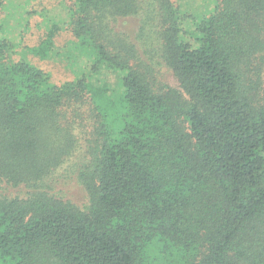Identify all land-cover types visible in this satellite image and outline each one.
I'll return each instance as SVG.
<instances>
[{"label": "trees", "instance_id": "1", "mask_svg": "<svg viewBox=\"0 0 264 264\" xmlns=\"http://www.w3.org/2000/svg\"><path fill=\"white\" fill-rule=\"evenodd\" d=\"M69 2L60 49L0 18V264H264V0Z\"/></svg>", "mask_w": 264, "mask_h": 264}, {"label": "rangeland", "instance_id": "2", "mask_svg": "<svg viewBox=\"0 0 264 264\" xmlns=\"http://www.w3.org/2000/svg\"><path fill=\"white\" fill-rule=\"evenodd\" d=\"M4 1L5 6L2 10L0 9V18L5 17V23H7L8 28L7 34L17 45L18 56L16 57H20L19 52L22 48L37 45L52 22H57L61 26V30L55 36L57 48L60 49L66 45L68 40L75 39L69 26L66 24L68 20V6L70 5L69 0ZM190 1L196 6L204 0ZM116 28V30L134 34L138 28V23L133 17L121 18L118 20ZM29 59L37 67L49 73L51 81L55 84H61L75 78L74 72L67 68L63 61L57 59L42 60L32 55H29ZM162 74L161 79L165 83L170 86H176V81L170 73L163 71ZM59 172H62V169H59ZM56 191L64 194L66 198L71 199L77 204L82 205L86 202L82 188L73 177L64 179L63 176L59 175ZM0 194L9 197L23 196L24 189L7 186L5 183L0 182Z\"/></svg>", "mask_w": 264, "mask_h": 264}]
</instances>
